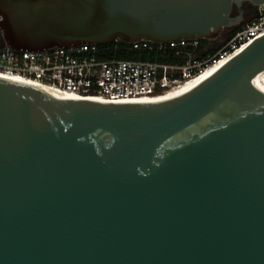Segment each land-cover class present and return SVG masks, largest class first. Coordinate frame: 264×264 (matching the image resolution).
<instances>
[{
  "label": "water",
  "instance_id": "1",
  "mask_svg": "<svg viewBox=\"0 0 264 264\" xmlns=\"http://www.w3.org/2000/svg\"><path fill=\"white\" fill-rule=\"evenodd\" d=\"M264 0H0L18 51L221 41ZM264 34L185 94L106 103L0 78V264H264Z\"/></svg>",
  "mask_w": 264,
  "mask_h": 264
},
{
  "label": "built area",
  "instance_id": "2",
  "mask_svg": "<svg viewBox=\"0 0 264 264\" xmlns=\"http://www.w3.org/2000/svg\"><path fill=\"white\" fill-rule=\"evenodd\" d=\"M263 34L264 4H260L253 18L213 53L205 41L198 39L134 43L130 46L140 55L136 59L104 58V49L93 44L42 51L3 46L0 73L31 79L77 96L118 103L170 91L224 57L237 54Z\"/></svg>",
  "mask_w": 264,
  "mask_h": 264
},
{
  "label": "bare ground",
  "instance_id": "3",
  "mask_svg": "<svg viewBox=\"0 0 264 264\" xmlns=\"http://www.w3.org/2000/svg\"><path fill=\"white\" fill-rule=\"evenodd\" d=\"M237 53V52H236ZM232 56L224 57L220 61L216 62L214 65L209 66L208 68L202 70L200 73L195 75L189 80H186L185 82L181 83L178 87L164 92L157 96H149V97H142V98H136V99H127V100H121L118 102H150L153 100H170L176 97H179L189 90H191L193 87L198 85L200 82H202L204 79L209 77L211 74H213L223 63H225L228 59H230ZM0 78L8 79L11 81L26 83L32 86H35L39 89H42L43 91L57 97L62 98H72V99H89L94 101H100V102H111L108 100H104L98 97H82L77 96L74 94H70L61 90H58L54 87H51L49 85L39 83L37 81L26 79L20 76H14V75H4L0 73ZM254 84L255 86L264 93V71L258 73L254 78Z\"/></svg>",
  "mask_w": 264,
  "mask_h": 264
},
{
  "label": "trees",
  "instance_id": "4",
  "mask_svg": "<svg viewBox=\"0 0 264 264\" xmlns=\"http://www.w3.org/2000/svg\"><path fill=\"white\" fill-rule=\"evenodd\" d=\"M239 28L240 27H238L235 30H232L229 33L228 38H230ZM2 47L3 45H0V48ZM101 48L104 49V53L101 55L104 58L136 59L140 57V55L136 51H134L130 45L121 42H114L109 45L101 46ZM214 51L215 49L213 50L210 49V53H213Z\"/></svg>",
  "mask_w": 264,
  "mask_h": 264
},
{
  "label": "flooded vegetation",
  "instance_id": "5",
  "mask_svg": "<svg viewBox=\"0 0 264 264\" xmlns=\"http://www.w3.org/2000/svg\"><path fill=\"white\" fill-rule=\"evenodd\" d=\"M255 11H256V5L254 4H248L246 10L244 11L243 15L241 16L240 20L234 25L232 26L231 28H229L222 36V40H226L229 36V33L232 31V30H235L237 29L238 27H240L241 25H243L244 23L250 21L254 14H255ZM215 48V43L212 42L210 43L209 45V49L213 50Z\"/></svg>",
  "mask_w": 264,
  "mask_h": 264
},
{
  "label": "rangeland",
  "instance_id": "6",
  "mask_svg": "<svg viewBox=\"0 0 264 264\" xmlns=\"http://www.w3.org/2000/svg\"><path fill=\"white\" fill-rule=\"evenodd\" d=\"M255 15V14H254ZM227 40V39H226ZM226 40H221V41H215L214 43H215V50H217V48L221 45V44H223V43H225V41ZM0 45H2V41L0 40Z\"/></svg>",
  "mask_w": 264,
  "mask_h": 264
}]
</instances>
